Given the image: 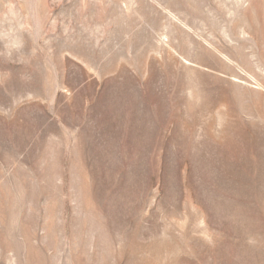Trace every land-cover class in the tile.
<instances>
[{"label":"rangeland","instance_id":"374dc122","mask_svg":"<svg viewBox=\"0 0 264 264\" xmlns=\"http://www.w3.org/2000/svg\"><path fill=\"white\" fill-rule=\"evenodd\" d=\"M0 264H264V0H0Z\"/></svg>","mask_w":264,"mask_h":264}]
</instances>
